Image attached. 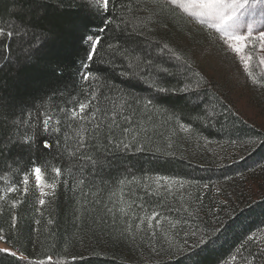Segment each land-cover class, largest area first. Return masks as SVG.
Segmentation results:
<instances>
[{
    "label": "trees",
    "instance_id": "1",
    "mask_svg": "<svg viewBox=\"0 0 264 264\" xmlns=\"http://www.w3.org/2000/svg\"><path fill=\"white\" fill-rule=\"evenodd\" d=\"M20 3L24 4L23 12L14 7ZM29 3L31 0H0V27L14 33L12 39L0 37V100L7 102L4 113H0V195L13 184L19 188L18 192L8 193L6 199L0 201V236L6 238L0 243L17 251L18 256L23 254L36 262L43 260L44 264H189L185 259L187 254H176V251L163 255L161 259L152 257L150 263H144L146 258L138 255L142 249L129 248L126 240L125 226L129 219L137 215L136 208L139 212L145 210L147 213L156 210L167 213L171 210L163 198L155 201L147 194L143 182L148 176L198 179L200 176L214 178L215 175H227L229 172L226 169L217 174L208 172L201 175L198 169L188 166L181 152L175 155L162 147L164 140L175 133V117L190 125L196 133L212 140L228 138L235 141L250 135L264 140V133L246 127L243 119L211 86L204 89L192 87L195 77L191 68L186 70V65L160 52V47L167 43L187 60V53H182L179 49L181 46L176 45L181 40L175 38L176 34L181 35L184 31L183 19L154 9L160 14L148 22L146 17L149 13L139 10L143 5H138L137 0H116V15L126 20L127 24L117 19L108 26L103 47L90 67L94 73L99 69L97 74L102 78L90 81L86 86L77 74L79 61L86 51L82 37L99 34L94 28L102 23L100 18L83 8L78 12H62L54 6L55 0H50L52 6L43 12L29 10ZM121 3L130 4L131 11L120 8ZM134 24L140 25L135 31ZM156 41H159V45ZM108 43L117 46L119 52L108 49ZM4 45L9 46L7 51ZM125 55H139L142 59L162 62L163 66L175 73L173 77H166L171 85L179 87L189 83L192 89L170 97L172 102L169 108L174 114L171 121L168 114L160 116L153 113L154 124L147 125V131L141 133L145 151L113 150L106 153L103 147L107 145L104 138L107 134L106 122L102 125L99 150L97 139L88 134L85 146L77 151L76 139L66 140L65 134L75 137V129L81 122L64 121L62 114L61 131L43 133L42 124L36 120L37 112L44 111L45 107L49 110L71 107L73 96L85 99L84 89L88 86L97 87L98 95L104 94L100 96L102 108L111 109L113 101L120 103L116 99V90L110 91L107 85L127 83L119 76V71L126 69L129 62ZM5 57L9 59L6 61ZM113 64L116 65L115 71L111 67ZM140 87L142 90L132 93L133 96L143 98L149 94L150 90ZM105 96L110 99L105 100ZM128 111L131 109L125 106V112ZM29 113L32 114L31 118ZM222 114L225 116L222 117ZM28 119L37 125L38 131L20 123ZM99 119L102 117L98 116ZM117 119L119 121V116ZM12 121H16V125ZM69 123L73 124L72 128L68 127ZM86 126L91 130V124ZM26 134L34 135L38 144L31 152L21 144L5 146L9 144L10 137L15 139ZM45 139L50 141V149H43ZM70 152L75 155H69ZM81 155L92 156L98 162L94 165L92 161L80 159ZM33 160L46 166L45 180L48 183L55 177L51 168L57 166L62 169L55 191L50 188L44 197L35 186L34 176L29 177L27 192L21 182L23 173L30 171ZM5 176L8 177L7 182L3 179ZM81 179L84 181L82 185L78 184ZM120 180L125 183L121 185ZM41 198L45 200L44 205L39 203ZM16 199L20 203L13 209L11 204ZM121 207L127 212L126 215L120 211ZM13 216L17 217L15 228L12 226ZM216 224L213 227L208 221L201 226L202 233H211L214 228L221 230L212 236L215 245H204L203 251L194 250L193 264H218L244 243L247 235L263 228L264 195L236 207L221 221L217 220ZM256 250V244L251 243L236 255L239 261L235 264H242V257ZM14 259L0 254V264H12ZM16 264H27V261L16 260Z\"/></svg>",
    "mask_w": 264,
    "mask_h": 264
},
{
    "label": "snow or ice",
    "instance_id": "2",
    "mask_svg": "<svg viewBox=\"0 0 264 264\" xmlns=\"http://www.w3.org/2000/svg\"><path fill=\"white\" fill-rule=\"evenodd\" d=\"M140 7V11L148 12L146 17L148 22H152L153 16L160 14L161 11L170 12L174 18L183 19L187 24H196L204 29L208 35L215 40L217 37L219 40L227 46V49L231 50L238 58L244 72L252 81L253 84H260L264 86V79L260 77L264 76V0H137ZM151 7H148V6ZM52 6L50 0H31L28 4L29 10L35 9L36 11H45L47 7ZM55 7L59 8L62 12L65 10L78 12L80 9H84L89 14L99 17L102 23L95 26L94 30L98 32V35L88 34L82 37V42L85 46V53L83 58L79 61V68L77 74L84 85H89L90 81H98L102 77L97 73L90 70V67L97 56H99L100 48L103 47L102 41L104 34L108 29V26L115 20L120 19L121 22L127 24V21L122 17H117V4L116 0H55ZM14 7H18L21 12L24 10V4H15ZM120 8H126L131 11L130 4L121 3ZM139 19V18H138ZM142 23V21H141ZM140 25L134 24L133 30L135 31ZM119 27V24H117ZM137 35H143V33L136 32ZM7 37L12 39L14 36L13 31H6L5 28L0 27V37ZM159 45V41L155 42ZM8 45H4V50H8ZM108 49L119 52V48L112 43H108ZM160 52L168 55L169 59L181 62L186 65V70L191 68L190 64L184 60V57L176 52L169 44L164 43L160 47ZM123 55V53H121ZM124 58L128 60L127 68L119 71V76L127 81V83L108 84L107 87L111 91L115 89L118 93L116 97L120 103L113 101L111 109L107 107L102 108L100 106V96L104 95L100 93L98 95V89L94 86H88L84 89L85 99H79L75 96L72 97V106L68 108L60 107L58 110H49L45 107L44 111H39L36 114V120L42 124V130L45 134L59 133L61 131V114L64 121H79V127L75 129V137H69L65 134V139H76L77 151L85 146V141L88 134H91L94 139H97V150L101 147L99 145L100 133L103 131L102 125L106 122L107 134L104 137L107 141V145L103 146L105 152H111L113 150H123L136 152L145 151L144 141L141 138V133L146 132V126L154 124V116H163L168 114V120L171 121L174 118L172 110L169 108V104L172 102L170 97L177 96L181 93H187L191 91V85L185 83L182 86L171 85V82L166 77H173V73L169 67L163 66L162 62H156L151 58L142 59L139 55L130 57L125 55ZM9 58L5 57L7 61ZM103 63V61H100ZM113 71L116 69V65H111ZM258 68L257 72L254 69ZM128 69H131L129 71ZM198 75V74H197ZM111 79V77H109ZM200 85V81H197V88ZM140 86L146 87L150 90L149 94L143 98L139 96H133L132 93L141 91ZM105 100L110 97L105 96ZM129 101H132L131 103ZM142 105V107H141ZM7 102L0 100V113H4ZM125 106L131 111L125 112ZM32 114L29 113L31 118ZM98 116L102 119L98 120ZM119 116V121L117 119ZM42 118V119H41ZM199 117H194L198 119ZM176 124L183 132H190L192 129L190 125L181 122L179 117H175ZM13 125H16V121H12ZM22 124H27L32 127L34 131H38L37 125L31 122V119L20 121ZM91 124V130L86 126ZM69 128L73 127V124H68ZM117 132L119 136L117 137ZM12 143L21 144L25 146L27 151H32L38 147L34 135H24L23 137H17L15 139H9L10 146ZM236 144L237 141H232ZM249 143H255V141H249ZM261 145H264L262 140ZM112 146V147H107ZM169 147L171 145L169 144ZM51 143L45 139L43 141V149H50ZM159 151V149H157ZM170 155V153H165ZM69 155H75L74 152H70ZM80 159L92 161L95 165L98 161L93 160L92 156L81 155ZM46 166H42L33 160V165L30 171L23 173L22 183L24 185V191L27 192L30 175L35 178V186L40 190L41 197L47 195L44 191L45 188H51L55 191L57 184L60 182L62 176V169L57 166H53L51 171L55 173V177L52 178L51 183L45 180ZM7 182L8 177H3ZM164 180L168 181L169 177L156 176L155 181ZM176 183V181H172ZM83 179L78 181V184H83ZM119 183L123 185L124 180H120ZM181 185L183 181H180ZM207 187V185H205ZM19 188L13 184L4 190V194L0 195V201L6 199L8 193L18 192ZM114 196L115 193H112ZM121 202H123L121 197ZM20 203L19 199L13 200L11 207L14 209L17 204ZM41 205L45 204V200L41 198L39 200ZM187 211V209H185ZM111 211V209H109ZM120 211L125 215L127 212L123 207ZM160 214L153 212L150 216H141L139 218L140 223L136 224V229L139 230L141 224L147 221L149 229L153 228V220ZM17 217H12V226L15 228ZM170 227L175 229L179 221H168ZM157 230L160 228V221L156 220L155 225ZM132 225H128V232L131 234ZM220 228H214L211 233L198 234L196 231L191 233V238L194 242L189 243V237L186 234L183 241V245H173L170 237L165 233V240L168 243L169 248L175 247L176 254H187L185 259L189 264H193L194 250L203 251L204 245H215V239L212 236L219 232ZM258 231L264 232V229ZM155 236V232L152 233ZM0 240H6L5 237L0 236ZM255 242L257 250L255 252L249 251L247 256L242 257V264H264V237H259L257 233L253 232L247 235L246 241L236 247L235 252L241 253V250L248 247L251 243ZM155 251V247L153 248ZM0 254H4L9 257L15 258L12 264H16V260H25L27 264H44V261L39 262L29 260L23 254L18 256L17 251H13L8 247H0ZM236 255H232L230 260L235 261ZM49 260L51 257L48 258ZM75 259V258H73ZM83 259V257H81ZM224 264H229L225 261Z\"/></svg>",
    "mask_w": 264,
    "mask_h": 264
},
{
    "label": "rangeland",
    "instance_id": "3",
    "mask_svg": "<svg viewBox=\"0 0 264 264\" xmlns=\"http://www.w3.org/2000/svg\"><path fill=\"white\" fill-rule=\"evenodd\" d=\"M183 26L182 34H176L175 38L181 40L177 41L176 45L181 46L179 49L182 53H187L186 62L191 65V73L195 77V85L192 87L197 88V81H200L197 89L211 86L232 111L243 119L246 127L264 133V86L252 83L239 58L227 49L218 37L213 40L196 24L185 23ZM254 70L260 71L258 68ZM260 79H264V76ZM224 116L222 114V117ZM175 126L174 135L167 137L162 147L175 155L181 152L188 166L198 169L201 175L208 172L217 174L226 169L229 172L221 176L214 174V178L173 176L169 177L168 181L161 180L159 183L155 181V177L161 175H152L145 179L143 183L147 194L155 201L163 198L171 210L167 213L156 210L160 215L153 220L152 229L148 228L147 221L141 224L139 230L135 226L140 223L141 216H150L154 211L139 212L136 208L137 215L126 223L127 246L133 250L141 248L143 251L139 250L138 255H141L142 259L146 258L144 263H150L152 257H155V260L161 259L163 255L176 251L175 247L169 248L164 238L165 233L171 238L173 245H183L186 234L189 243H193L191 233L196 231L198 234H204L201 226L205 222L209 221L216 227V221H221L230 211L264 195V149L260 143L261 139L250 135L235 140L237 143L233 144L228 138L212 140L196 133L192 128L190 132H183L177 124ZM173 139L176 141L173 142ZM180 181H183L182 185ZM49 189L45 188L44 191ZM156 220L160 221L162 230L156 229ZM169 220L180 223L172 229ZM129 224L132 225L131 234L128 232ZM258 230L255 233L264 237V232ZM153 232L155 236L152 235ZM0 247L6 246L0 243ZM235 249L218 264H224L225 261L235 264L238 258L235 261L230 260L232 255H238Z\"/></svg>",
    "mask_w": 264,
    "mask_h": 264
}]
</instances>
